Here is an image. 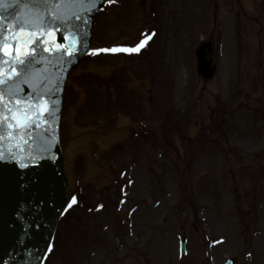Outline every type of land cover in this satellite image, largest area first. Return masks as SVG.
Wrapping results in <instances>:
<instances>
[{"label": "rangeland", "instance_id": "rangeland-1", "mask_svg": "<svg viewBox=\"0 0 264 264\" xmlns=\"http://www.w3.org/2000/svg\"><path fill=\"white\" fill-rule=\"evenodd\" d=\"M98 1L62 73L41 264H264V0Z\"/></svg>", "mask_w": 264, "mask_h": 264}, {"label": "water", "instance_id": "water-1", "mask_svg": "<svg viewBox=\"0 0 264 264\" xmlns=\"http://www.w3.org/2000/svg\"><path fill=\"white\" fill-rule=\"evenodd\" d=\"M93 6L90 0L74 5L47 6L56 10L53 15L62 18L73 14L81 17L77 20L73 16L69 21L72 29L64 31L63 20L51 16L45 19L49 15L46 6L35 0H3L0 3V25L9 30L3 37L7 44L14 46L13 37L19 36L14 33V26L21 22L27 25L40 17L52 28L51 35L42 36L43 42L35 44L36 59L26 67L13 65L20 75L0 86V91L5 93L4 104L13 109L11 116L15 120L11 122L19 125L18 128H9L7 123L0 126V136H3L0 140V155L3 156L0 159V264H39L55 221L66 204L56 135L58 93L65 66L81 49L83 29ZM73 32L79 34V43ZM211 44L207 42L196 51L197 71L205 80L210 79L214 71ZM57 45L63 47L58 49ZM46 48L49 51H45ZM66 50L74 53L71 58ZM12 57H0L4 60L6 80ZM42 93H47V97L36 107L33 97ZM9 96L13 98L11 103ZM17 98L22 103L17 104ZM5 115L9 114L5 112Z\"/></svg>", "mask_w": 264, "mask_h": 264}, {"label": "snow or ice", "instance_id": "snow-or-ice-1", "mask_svg": "<svg viewBox=\"0 0 264 264\" xmlns=\"http://www.w3.org/2000/svg\"><path fill=\"white\" fill-rule=\"evenodd\" d=\"M3 0H0V3H2ZM37 4H43L46 6L45 11L49 14L45 17V19L49 18L50 16L55 19H62L63 23L65 24L64 31H69L72 29V25L69 23V21L73 18L79 20L81 17L78 14H73V16H69L67 18H62L59 15H53L55 13V9L47 6L51 5H74L77 3H82L83 0H35ZM91 3H95V0H90ZM106 3H113L114 0H105ZM26 30V32H25ZM9 33V30L0 25V57L8 56L12 57V53L15 52V57H12V60L9 62V68L10 71L8 73V79L6 80L5 77V69H4V60L0 59V86H3L7 83H9L10 80L17 78L20 74L16 72V67L13 65H17L19 67H26L27 65L31 64L33 60L36 59V43H42V36H49L52 34V28L45 24L44 19H41L40 17H37L36 21H33L29 24H24L21 22L18 25L14 26V33H18L19 36L13 37L14 39V46L13 44H7L4 42L3 37ZM72 35L75 37L76 42L79 43V34L76 32H73ZM150 38V37H149ZM144 46V42L142 41L141 44L137 45L135 48L131 49H123V51L126 52H138L140 48ZM63 45H57V48H62ZM45 51H49V49H45ZM96 51H103V52H117L121 51V49L118 48H111V49H98ZM68 58H71V55L74 53L70 50H66ZM18 58V59H17ZM47 93H42L37 96L33 97V104L36 107H40L41 100L46 99ZM5 99V93L3 91H0V126H4L5 123H7V126L9 128L16 127L18 128L19 125H14L11 120H15V117L11 116V113L13 112L12 108H8L4 104ZM12 96L8 97L9 103L12 102ZM16 103H22L18 98L16 99ZM49 104H51V101H48ZM16 111H19V109H16ZM29 111H31V108L29 107ZM5 112H7L9 115L6 116ZM48 112H51V109H48ZM11 118V119H10ZM27 127V126H26ZM15 135V133H13ZM0 140H3V136H0ZM3 156L0 155V159H2ZM73 202H75L76 198H72ZM71 207V204L69 205Z\"/></svg>", "mask_w": 264, "mask_h": 264}]
</instances>
